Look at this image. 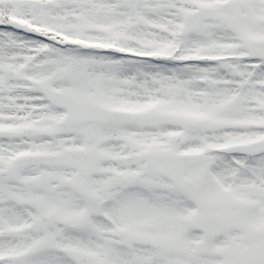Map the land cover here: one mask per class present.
I'll list each match as a JSON object with an SVG mask.
<instances>
[{
	"label": "snow or ice",
	"instance_id": "obj_1",
	"mask_svg": "<svg viewBox=\"0 0 264 264\" xmlns=\"http://www.w3.org/2000/svg\"><path fill=\"white\" fill-rule=\"evenodd\" d=\"M0 264H264V0H0Z\"/></svg>",
	"mask_w": 264,
	"mask_h": 264
}]
</instances>
